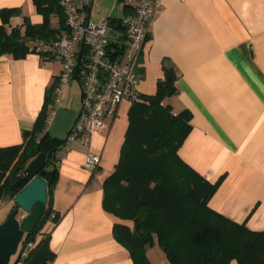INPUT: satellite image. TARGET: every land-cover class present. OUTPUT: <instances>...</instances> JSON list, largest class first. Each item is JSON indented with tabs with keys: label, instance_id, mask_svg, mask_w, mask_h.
<instances>
[{
	"label": "crops",
	"instance_id": "crops-1",
	"mask_svg": "<svg viewBox=\"0 0 264 264\" xmlns=\"http://www.w3.org/2000/svg\"><path fill=\"white\" fill-rule=\"evenodd\" d=\"M4 7L21 10L8 29L20 26L23 16L42 21L33 0H0ZM124 13L122 4L119 15L109 12L107 18ZM52 21L56 25V17ZM165 64L177 77L176 93L164 102L174 112H190L191 128L178 153L209 181L219 180L209 206L264 230V0H162L136 67L140 93L155 92ZM61 69L57 57L0 55V147L22 142ZM120 133L114 119L108 130L94 134L91 149L102 156L96 172L85 168L87 148L77 143L55 164L47 204L57 218L47 219L40 231L55 253L50 264H133L113 232L115 222H132L103 206V181L117 162ZM12 203L0 199V224ZM146 255L151 264H172L157 244Z\"/></svg>",
	"mask_w": 264,
	"mask_h": 264
},
{
	"label": "trees",
	"instance_id": "trees-1",
	"mask_svg": "<svg viewBox=\"0 0 264 264\" xmlns=\"http://www.w3.org/2000/svg\"><path fill=\"white\" fill-rule=\"evenodd\" d=\"M33 3L42 21L33 23L23 16L22 24L10 29V18L20 15L21 10L0 9V55L22 56L32 44L53 39L64 27L59 0ZM109 18L121 27L119 18ZM176 77L173 66L165 64L155 92H139L128 108V125L118 161L103 181L104 208L120 220L132 222L131 226L115 222L114 236L129 251L133 264H151L146 250L153 244L163 250L172 264H229L231 260L238 264H264V230L250 229L244 222H236L211 208L208 202L219 180L209 181L178 153L191 124L189 110L174 112L164 102L176 93ZM57 81L49 88L34 126L22 132V142L0 147V199H12L13 183L41 152L45 153L46 162L38 174L47 182V194L56 178V154L64 138L52 136L46 125L47 105ZM52 209L46 204L36 227L24 233L19 243L21 248L25 240H34L25 264H50L55 256L48 245V235H40ZM56 218L57 214L50 219Z\"/></svg>",
	"mask_w": 264,
	"mask_h": 264
},
{
	"label": "built area",
	"instance_id": "built-area-1",
	"mask_svg": "<svg viewBox=\"0 0 264 264\" xmlns=\"http://www.w3.org/2000/svg\"><path fill=\"white\" fill-rule=\"evenodd\" d=\"M122 1L125 13L119 18L121 27H118L111 23L110 16L103 23L91 21L93 0H59L64 27L53 39L40 40L29 47L30 52L57 57L62 62L48 120L61 102L64 87L72 79L81 85L80 107L59 147L55 164L77 143L87 148L85 168L96 172L102 156L91 149L94 134L109 129L125 99L133 101L138 96L136 67L162 0ZM117 31L119 35L113 38ZM55 216L52 209L48 219ZM33 246L34 240L30 239L21 248L18 246L15 264H25Z\"/></svg>",
	"mask_w": 264,
	"mask_h": 264
},
{
	"label": "water",
	"instance_id": "water-1",
	"mask_svg": "<svg viewBox=\"0 0 264 264\" xmlns=\"http://www.w3.org/2000/svg\"><path fill=\"white\" fill-rule=\"evenodd\" d=\"M45 162V153H39L29 161L22 176L11 187L14 191V206L0 224V264H9L24 233L31 232L36 227L46 210L47 182L38 174Z\"/></svg>",
	"mask_w": 264,
	"mask_h": 264
},
{
	"label": "rangeland",
	"instance_id": "rangeland-1",
	"mask_svg": "<svg viewBox=\"0 0 264 264\" xmlns=\"http://www.w3.org/2000/svg\"><path fill=\"white\" fill-rule=\"evenodd\" d=\"M122 0H94L91 6V21L95 23H103L107 20L108 13L112 15H119L121 11ZM119 35V32L112 35L113 38ZM81 85L77 79L72 81L64 87V93L61 97L55 114L48 120V128L50 133L59 138H65L69 129L68 124L71 123L77 110L80 107ZM131 101L124 100L118 109V114L115 117V125H120V142L117 161L119 158L120 147L124 138V133L128 125V108ZM70 125V124H69ZM18 256V251L11 256L9 264H13Z\"/></svg>",
	"mask_w": 264,
	"mask_h": 264
}]
</instances>
